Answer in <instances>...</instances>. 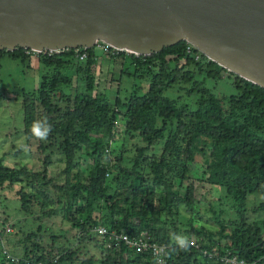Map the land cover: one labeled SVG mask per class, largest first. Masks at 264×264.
I'll use <instances>...</instances> for the list:
<instances>
[{
  "label": "trees",
  "instance_id": "trees-1",
  "mask_svg": "<svg viewBox=\"0 0 264 264\" xmlns=\"http://www.w3.org/2000/svg\"><path fill=\"white\" fill-rule=\"evenodd\" d=\"M187 46H190L189 49L186 48ZM107 47L113 49L108 45ZM92 48L93 46L86 49V58L91 56ZM26 50L29 49L18 47L12 51L0 50V54L10 53L14 57H19L25 55ZM76 51L75 48H69L59 53H46L45 57L52 60L59 56H76ZM114 51L119 54L127 53ZM129 54L134 59L141 57L158 59L161 63L160 69L150 81L146 94L131 95L124 106L126 126L134 131H140L142 140L146 142L145 147L138 149L135 165L141 161L150 163L154 175L152 181L142 178L136 183L137 175L126 172L121 180L117 178L114 180L115 185L106 183L108 162L103 163L100 158H96L94 168L89 175L83 176L80 171H76L75 181L66 179L58 183L54 178L48 177L45 168L39 172L32 171L26 165L6 166L0 158V183L25 182L27 190L21 189L19 194L22 206L26 208L30 203L38 204L41 208L49 206L54 203L51 194L56 196L57 202L63 201V217L74 228L77 242L82 244L93 240L95 246L99 247L101 255L97 264H154L150 251L137 250L121 242L117 243L112 238L109 239L108 235H99L94 230L98 225L106 227L109 231L125 233L130 237L148 232L151 234L150 242L168 245L165 264H223L200 253V250H206L215 255L229 254L212 243L188 239V242L197 244V248L190 243L186 251L180 248L174 239L177 235L163 226L166 220L154 215L156 192L164 186V208L168 216L175 215L179 204L191 205L194 200V185L187 174V166L200 156L205 164L208 183L223 186L227 194L240 200L254 193L264 196V88L229 71L235 81L236 92L229 96L227 105L213 94L207 93L200 95L194 110H186L176 106L173 100L163 95V90L180 81L189 82L193 79L194 71L183 69L195 61V56L207 60L206 63L200 64V68L201 71H206L208 77H219L220 72L226 70L225 68L208 60L184 40L151 55ZM167 55H177L182 58V65L169 69ZM47 99L48 96L45 95L43 99L45 104L48 102ZM30 101L31 96L25 95L23 107L29 118L25 130L29 136L36 137L32 131L36 120L35 109L29 105ZM95 104L94 97L83 95L73 109L66 111V119L60 121H53L49 115L54 106H46L43 119L46 117L47 122L51 124V134L59 132L63 137L60 144L66 158L63 173L69 174L74 167L75 149L88 148V146L90 148V145L98 147L101 139L98 137L92 140V137L103 130L107 134L112 126L111 123L104 125L96 119ZM157 118H161L159 126L156 125ZM75 122H80L82 129L76 130ZM170 123H174L175 127L169 130L160 154L152 161L146 158L140 159L146 147L163 136ZM99 129L101 131H98ZM179 135L182 136V144L177 146ZM174 151L180 153L185 163L183 170L180 166L174 168L177 169L174 174L180 175L188 182L183 195L178 194L171 184L164 183L166 168H169ZM102 152L103 150L100 153ZM46 162L44 167L48 164V160ZM38 182H42L44 188L40 187ZM47 186L52 188L53 193L47 191ZM94 206L100 207L103 215L92 216ZM259 208L264 209V202ZM154 224L158 226L156 232H154ZM219 225L218 234L224 237L226 242L231 240L238 247V257L252 264H264V221L261 226L256 223L247 225L240 239L232 232L228 235L224 234L225 228L231 225L230 221L228 223L219 221ZM201 235L205 233L199 231L198 236ZM213 235L211 231L206 234L210 238ZM81 244L72 248L61 246L54 249L49 246L46 249L33 243L32 246L25 245L22 253H15L0 240V264H26L25 261L28 264H92L95 259L81 253L83 246ZM230 246L229 241L228 247ZM3 250L5 253H2ZM13 256L18 259L12 260Z\"/></svg>",
  "mask_w": 264,
  "mask_h": 264
},
{
  "label": "rangeland",
  "instance_id": "rangeland-1",
  "mask_svg": "<svg viewBox=\"0 0 264 264\" xmlns=\"http://www.w3.org/2000/svg\"><path fill=\"white\" fill-rule=\"evenodd\" d=\"M77 53L78 51L76 56H59L52 60L47 59V54L43 52H25V55L19 57L10 53L0 54V158L3 164L11 167L26 165L32 171L39 172L45 168L48 177L62 183L66 179L75 181L76 171H80L83 176L89 175L94 168L95 159L100 158L103 163L108 162L106 183L115 185L114 180H121L126 172L137 175L136 183L142 178L152 181L154 175L150 163L141 161L135 165L138 149L145 147L146 142L142 140L140 131L126 126L124 106L131 95L146 94L150 81L160 69V61L144 57L134 59L129 53L119 54L102 42L93 46L88 58L80 59ZM166 59L169 69L181 66L183 61L177 55H167ZM194 60L183 69L194 71L193 79L174 84L163 90V95L186 110H194L200 95L207 93L213 94L227 105L229 96L236 92L233 76L229 71L222 70L219 77H208L206 71H201L200 68V64L207 60L198 56ZM53 81L57 83L53 84ZM25 95L31 96L29 105L35 109V121H43L47 105L54 106L49 114L53 121L65 120L66 111L73 109L83 95H90L96 100V119L104 125L111 123L112 126L107 134L100 129V133L94 134L95 138L92 137V140L98 137L101 139L98 147L90 145V148L75 149L74 167L69 174L63 173L66 164L65 153L60 146L63 137L59 132H50L45 140L29 136L25 130L29 121L23 107ZM45 95L48 96L47 104L43 100ZM160 124L161 118H157L156 125ZM174 127V123L168 124L163 136L146 147L140 159L154 160L160 154L169 130ZM75 128L82 129L80 122H75ZM176 143L177 146L182 144V136L179 135ZM182 158L180 153L174 151L164 179V183L171 184L181 195L188 182L180 175H175L174 171L177 169L174 168L180 166L181 170L184 169ZM47 160L48 164L44 167ZM187 168V174L194 185L192 204H179L175 215L168 216L164 208L162 186L156 192L154 215L166 220L163 226L177 237L202 240L230 255H238V247L231 240V246L228 247L229 241L226 242L218 234L219 221H230L231 225L225 228L224 234L232 232L240 239L247 225H262L264 209H260L259 205L264 202V196L254 193L240 200L227 194L223 186L208 183L205 164L200 156ZM38 185L44 188L42 182H38ZM21 189L27 190L25 182L0 183V240L7 244L9 250L22 253L25 245L32 246L33 243L46 249L49 246L54 249L61 246L72 248L81 244L77 242L71 223L63 217V201L57 202L56 196L51 194L54 203L49 206L41 208L38 204L30 203L26 208L22 206L20 199ZM46 189L53 193L50 186ZM91 215H103V210L94 206ZM154 227L156 232L158 226L154 224ZM199 231L205 235L198 236ZM210 231L214 234L212 238L206 236ZM81 245V253L95 259L92 264H97L101 255L99 247L95 246L93 240Z\"/></svg>",
  "mask_w": 264,
  "mask_h": 264
},
{
  "label": "water",
  "instance_id": "water-1",
  "mask_svg": "<svg viewBox=\"0 0 264 264\" xmlns=\"http://www.w3.org/2000/svg\"><path fill=\"white\" fill-rule=\"evenodd\" d=\"M181 40L264 88V0H0V50L145 56Z\"/></svg>",
  "mask_w": 264,
  "mask_h": 264
},
{
  "label": "built area",
  "instance_id": "built-area-1",
  "mask_svg": "<svg viewBox=\"0 0 264 264\" xmlns=\"http://www.w3.org/2000/svg\"><path fill=\"white\" fill-rule=\"evenodd\" d=\"M79 55L80 59H85L87 57L86 54V47H78L75 48ZM115 50V49H114ZM31 50H26V52H30ZM63 51V50H62ZM34 52V51H32ZM43 53L51 54L53 52L59 53L61 51H52V50H45L42 51ZM41 53V52H40ZM7 230H10L7 228ZM95 232H97L99 235H108L109 239L112 238V240L117 241V243L121 242L125 244L128 247L136 248L137 250H145L150 251V254L152 256L153 261L156 259V256H154V252L158 253L160 258L166 262V257L168 254V245L158 242H150L151 234L148 232H141L139 235L130 237L129 235L125 233H117L115 231H109L106 227L102 225H98L94 228ZM190 243V242H189ZM193 245L194 248H197V244L190 243ZM203 256L208 257L209 259H216V261H219L223 264H252V262L246 261L243 258L238 257L237 255H230V254H224V255H215L208 253L206 250H200ZM2 253H5V250L2 251ZM18 257H12V260H17ZM26 264H28L27 261H25ZM40 264V263H37Z\"/></svg>",
  "mask_w": 264,
  "mask_h": 264
},
{
  "label": "clouds",
  "instance_id": "clouds-1",
  "mask_svg": "<svg viewBox=\"0 0 264 264\" xmlns=\"http://www.w3.org/2000/svg\"><path fill=\"white\" fill-rule=\"evenodd\" d=\"M52 130L51 124L47 122V118L45 117L43 121H35L32 126L33 134L41 140L47 139L49 133ZM176 242L180 245L182 250H187L189 246V242L186 237H175ZM154 256L156 259L154 260V264H165L164 260L160 258L158 253L154 252Z\"/></svg>",
  "mask_w": 264,
  "mask_h": 264
}]
</instances>
